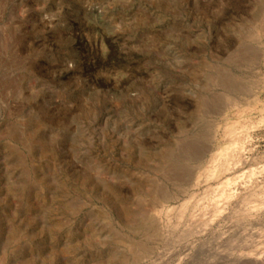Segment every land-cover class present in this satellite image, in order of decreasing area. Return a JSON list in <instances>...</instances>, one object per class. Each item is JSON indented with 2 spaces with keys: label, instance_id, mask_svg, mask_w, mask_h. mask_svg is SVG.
Segmentation results:
<instances>
[{
  "label": "rangeland",
  "instance_id": "obj_1",
  "mask_svg": "<svg viewBox=\"0 0 264 264\" xmlns=\"http://www.w3.org/2000/svg\"><path fill=\"white\" fill-rule=\"evenodd\" d=\"M263 118L264 0H0V264H264Z\"/></svg>",
  "mask_w": 264,
  "mask_h": 264
},
{
  "label": "bare ground",
  "instance_id": "obj_2",
  "mask_svg": "<svg viewBox=\"0 0 264 264\" xmlns=\"http://www.w3.org/2000/svg\"><path fill=\"white\" fill-rule=\"evenodd\" d=\"M234 102H236V101H234ZM238 104L232 102L231 105H232V107H235V113L232 116H227L225 119V133H226V136L228 137V140L226 142H224L222 145L219 144L216 151L213 153V155L209 161V164L203 165L201 167V170H202L201 176H204L206 178L221 177V175L227 169H229L231 166H233V164L235 165V163L239 162V160L241 159L239 155L244 150V148L247 145V142L249 141L248 140V138H249L248 132L249 131L248 132L244 131L245 129H247L242 124V121H241L244 110L240 109L241 107ZM263 120H264V118H263ZM249 174L252 175V172H250ZM237 177H241V176H237ZM231 195L232 194L230 192V189H228L227 184H225V185L223 184V186L218 188V190L216 188V191L212 190L210 192L208 191V193H205L204 197H202V202H201L202 207L201 208L206 209V208H209L208 206H211L215 213L221 212V209H223V205H225L224 203H227L229 201V199L231 198ZM262 198H263V196H262ZM260 200H261V198H260ZM256 201H257V199H256ZM251 206H254V204L251 203ZM186 211H184V212L181 211V213L179 212V215H177L178 219H176L174 222L175 224H178V223L180 224V222L185 220V218H187V216H190V213H189V215H187ZM249 211H251V210H249ZM2 264H4V263H2Z\"/></svg>",
  "mask_w": 264,
  "mask_h": 264
}]
</instances>
